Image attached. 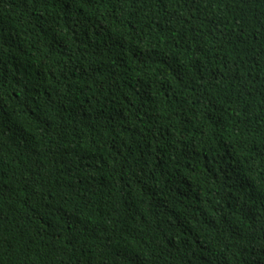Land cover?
I'll list each match as a JSON object with an SVG mask.
<instances>
[{"label": "trees", "instance_id": "1", "mask_svg": "<svg viewBox=\"0 0 264 264\" xmlns=\"http://www.w3.org/2000/svg\"><path fill=\"white\" fill-rule=\"evenodd\" d=\"M0 264H264V0H0Z\"/></svg>", "mask_w": 264, "mask_h": 264}]
</instances>
